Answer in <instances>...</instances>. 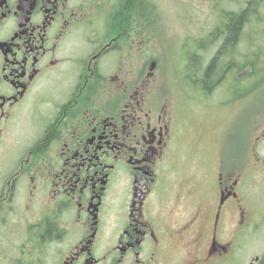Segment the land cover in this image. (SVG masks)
<instances>
[{
    "label": "flooded vegetation",
    "instance_id": "flooded-vegetation-1",
    "mask_svg": "<svg viewBox=\"0 0 264 264\" xmlns=\"http://www.w3.org/2000/svg\"><path fill=\"white\" fill-rule=\"evenodd\" d=\"M155 5L0 0V264H237L256 224L244 189L264 182L228 168L221 117L243 66L205 79L220 18L201 39L223 34L216 54L173 93Z\"/></svg>",
    "mask_w": 264,
    "mask_h": 264
},
{
    "label": "rangeland",
    "instance_id": "rangeland-1",
    "mask_svg": "<svg viewBox=\"0 0 264 264\" xmlns=\"http://www.w3.org/2000/svg\"><path fill=\"white\" fill-rule=\"evenodd\" d=\"M246 1L154 0L155 7L159 9L161 15V18L159 17L161 26L154 43L159 45L158 52H163L164 55L161 70L165 72V86L168 89L175 93L174 77L178 72L192 70L191 64L196 71L193 58L195 54L198 55L200 70L204 71L207 68L211 57L216 54L217 47L202 52L200 50L203 48L200 47L192 51V44L205 39L210 32L215 33L219 28L220 11H240ZM257 14L244 29L242 41L236 47L237 52L227 60L235 61V65H231L232 70L236 69L237 63L243 66V75L240 74L239 77L244 81L240 92L241 98L237 100L235 96L228 103L230 96L227 97L228 108L221 117L223 125L227 128L225 146L228 148V168L234 169L235 172H240L243 168L249 171L251 167H264V0ZM222 37L223 34L216 33L212 40L216 42ZM186 61H189L187 65ZM246 62H249L248 67H245ZM196 76L202 78L203 73L196 72ZM227 86L231 89L233 80L229 85H225ZM218 91L212 95L214 102L225 98L224 92ZM244 191L248 198L246 205L256 214V224L255 228L242 239L237 264H251L257 257L264 258V182L256 184L255 181L251 186H245ZM230 225L232 227L233 222H230Z\"/></svg>",
    "mask_w": 264,
    "mask_h": 264
},
{
    "label": "trees",
    "instance_id": "trees-1",
    "mask_svg": "<svg viewBox=\"0 0 264 264\" xmlns=\"http://www.w3.org/2000/svg\"><path fill=\"white\" fill-rule=\"evenodd\" d=\"M261 6H263V0H247L244 4L243 9L237 12H228V11H223V13L220 15V26L225 29L227 32V37H226V42L222 46L221 51H224L225 49V57L230 55L232 56L233 51H231V47L233 43L238 38V34L242 28V24L244 25V28L247 27L248 24H250L252 17H257V13L260 11ZM220 27V28H221ZM224 57V58H225ZM224 60V59H223ZM223 60L216 65V61L214 60L211 65L207 69V73L205 76V79L207 80V77L210 76V73L215 70V67H217L216 71H220L225 67L226 64L223 62ZM249 62H246L245 67H248ZM253 65V64H252ZM251 65V66H252Z\"/></svg>",
    "mask_w": 264,
    "mask_h": 264
},
{
    "label": "bare ground",
    "instance_id": "bare-ground-1",
    "mask_svg": "<svg viewBox=\"0 0 264 264\" xmlns=\"http://www.w3.org/2000/svg\"><path fill=\"white\" fill-rule=\"evenodd\" d=\"M248 26V25H247ZM204 45V47H206V45H207V50H211V49H213L215 46H216V42H214L213 40H206V44H202V46ZM231 49V51H233L234 53H232V55L233 54H235L236 52L234 51V47H231L230 48ZM224 54H226L225 53V49H224V51H223V55ZM231 56V55H230ZM224 57H225V55H224ZM228 58H229V56H226L225 58H224V63L225 64H227V60H228ZM196 60H198V58H196ZM216 64L218 65L220 62H221V60L219 59V58H216ZM230 61H233V62H235L234 60H230ZM221 69V68H220ZM219 69V70H220Z\"/></svg>",
    "mask_w": 264,
    "mask_h": 264
}]
</instances>
